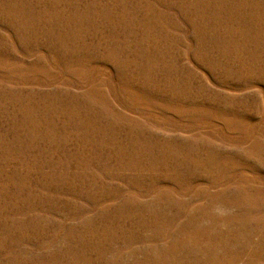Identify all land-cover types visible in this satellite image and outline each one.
<instances>
[{"label":"rangeland","instance_id":"obj_1","mask_svg":"<svg viewBox=\"0 0 264 264\" xmlns=\"http://www.w3.org/2000/svg\"><path fill=\"white\" fill-rule=\"evenodd\" d=\"M0 264H264V0H0Z\"/></svg>","mask_w":264,"mask_h":264}]
</instances>
